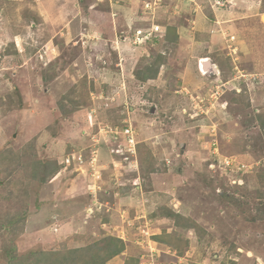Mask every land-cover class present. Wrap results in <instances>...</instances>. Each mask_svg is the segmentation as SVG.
Instances as JSON below:
<instances>
[{
	"label": "rangeland",
	"instance_id": "1",
	"mask_svg": "<svg viewBox=\"0 0 264 264\" xmlns=\"http://www.w3.org/2000/svg\"><path fill=\"white\" fill-rule=\"evenodd\" d=\"M109 1L0 0V264H264V0Z\"/></svg>",
	"mask_w": 264,
	"mask_h": 264
},
{
	"label": "built area",
	"instance_id": "2",
	"mask_svg": "<svg viewBox=\"0 0 264 264\" xmlns=\"http://www.w3.org/2000/svg\"><path fill=\"white\" fill-rule=\"evenodd\" d=\"M157 33V34H156ZM161 31L159 30V26L158 25H152V27L149 28H138L134 30L133 35L135 36L133 39V42L136 41V39H138L136 42H138L139 44L144 42L145 39L153 36L154 38L157 35H160ZM125 137L127 138V142H128V149L130 151V149L132 148L131 151L134 150V138H133V131L130 128H127L125 130ZM229 164V162H228Z\"/></svg>",
	"mask_w": 264,
	"mask_h": 264
},
{
	"label": "bare ground",
	"instance_id": "3",
	"mask_svg": "<svg viewBox=\"0 0 264 264\" xmlns=\"http://www.w3.org/2000/svg\"><path fill=\"white\" fill-rule=\"evenodd\" d=\"M263 21H264V16H263ZM205 61H206L205 59L200 60L201 64H203V62H205Z\"/></svg>",
	"mask_w": 264,
	"mask_h": 264
},
{
	"label": "crops",
	"instance_id": "4",
	"mask_svg": "<svg viewBox=\"0 0 264 264\" xmlns=\"http://www.w3.org/2000/svg\"><path fill=\"white\" fill-rule=\"evenodd\" d=\"M110 3H111V5L113 4V3H115L114 1L112 2L111 0L109 1ZM114 5V4H113ZM67 10V9H66Z\"/></svg>",
	"mask_w": 264,
	"mask_h": 264
},
{
	"label": "trees",
	"instance_id": "5",
	"mask_svg": "<svg viewBox=\"0 0 264 264\" xmlns=\"http://www.w3.org/2000/svg\"><path fill=\"white\" fill-rule=\"evenodd\" d=\"M98 245V244H97ZM71 252H72V250H71ZM101 262H104V260H102ZM95 263V262H94ZM61 264H64V262H62ZM96 264V263H95Z\"/></svg>",
	"mask_w": 264,
	"mask_h": 264
},
{
	"label": "clouds",
	"instance_id": "6",
	"mask_svg": "<svg viewBox=\"0 0 264 264\" xmlns=\"http://www.w3.org/2000/svg\"><path fill=\"white\" fill-rule=\"evenodd\" d=\"M155 38H157V36H156ZM152 39H154V38H152ZM205 64H206V63H205Z\"/></svg>",
	"mask_w": 264,
	"mask_h": 264
}]
</instances>
